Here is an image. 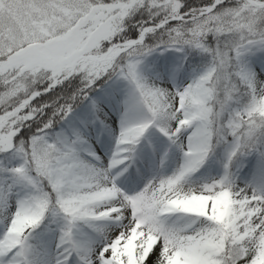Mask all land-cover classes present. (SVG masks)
<instances>
[{
    "label": "snow or ice",
    "instance_id": "obj_1",
    "mask_svg": "<svg viewBox=\"0 0 264 264\" xmlns=\"http://www.w3.org/2000/svg\"><path fill=\"white\" fill-rule=\"evenodd\" d=\"M0 264H264V0H0Z\"/></svg>",
    "mask_w": 264,
    "mask_h": 264
},
{
    "label": "rangeland",
    "instance_id": "obj_2",
    "mask_svg": "<svg viewBox=\"0 0 264 264\" xmlns=\"http://www.w3.org/2000/svg\"><path fill=\"white\" fill-rule=\"evenodd\" d=\"M214 170H215V166H214Z\"/></svg>",
    "mask_w": 264,
    "mask_h": 264
}]
</instances>
